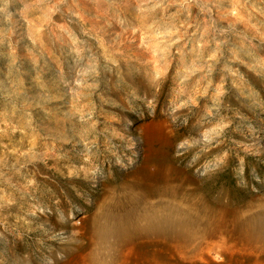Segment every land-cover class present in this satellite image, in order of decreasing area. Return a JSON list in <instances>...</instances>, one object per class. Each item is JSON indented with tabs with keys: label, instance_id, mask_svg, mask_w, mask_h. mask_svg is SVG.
Returning <instances> with one entry per match:
<instances>
[{
	"label": "rangeland",
	"instance_id": "1",
	"mask_svg": "<svg viewBox=\"0 0 264 264\" xmlns=\"http://www.w3.org/2000/svg\"><path fill=\"white\" fill-rule=\"evenodd\" d=\"M161 161L264 218V0H0V264H86Z\"/></svg>",
	"mask_w": 264,
	"mask_h": 264
},
{
	"label": "bare ground",
	"instance_id": "2",
	"mask_svg": "<svg viewBox=\"0 0 264 264\" xmlns=\"http://www.w3.org/2000/svg\"><path fill=\"white\" fill-rule=\"evenodd\" d=\"M159 163L157 171L145 168L122 195L99 205L92 232L96 247L86 264H209L211 251L229 253L235 264H264V235H256L264 232V218L254 217L253 203L227 218L219 203L181 188L173 168Z\"/></svg>",
	"mask_w": 264,
	"mask_h": 264
}]
</instances>
